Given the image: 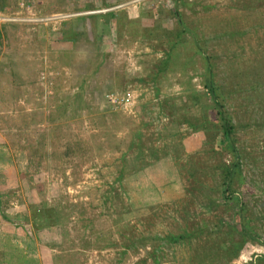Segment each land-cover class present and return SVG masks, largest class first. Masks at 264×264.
<instances>
[{
	"label": "rangeland",
	"instance_id": "374dc122",
	"mask_svg": "<svg viewBox=\"0 0 264 264\" xmlns=\"http://www.w3.org/2000/svg\"><path fill=\"white\" fill-rule=\"evenodd\" d=\"M135 2L0 0V264H264V0Z\"/></svg>",
	"mask_w": 264,
	"mask_h": 264
},
{
	"label": "crops",
	"instance_id": "0c3cea01",
	"mask_svg": "<svg viewBox=\"0 0 264 264\" xmlns=\"http://www.w3.org/2000/svg\"><path fill=\"white\" fill-rule=\"evenodd\" d=\"M135 1H137V0H135ZM139 1V3L138 2H135V3H132L131 5H129L128 6V8H127V17L128 18H131L132 16H135V15H137V12H138V9H140V4L143 2H148L149 0H138ZM141 1V2H140ZM141 6H143V4L141 5ZM147 18V17H146ZM93 19H96V23L98 24V23H101L102 24V22L106 19V18H93ZM79 21H80V19H79ZM100 24V25H101ZM116 28V27H115ZM99 30H100V28H99ZM118 30H116V35H119V36H121L122 37V34H119L118 32H117ZM100 33H101V37H102V42H105V39H104V36H106V33H105V30L104 31H102L101 32V30H100ZM110 33V32H109ZM111 35V34H110ZM128 39H129V36L127 37ZM113 39V38H112ZM117 39V38H116ZM115 39V40H116ZM132 40V39H131ZM135 41H137L136 39H135ZM139 41V40H138ZM140 42H142V39H140ZM142 44V43H141ZM140 47H142V46H140ZM127 51V50H126ZM142 51V50H141ZM140 51V52H141ZM128 53H130L131 55H132V53L130 52V49L128 50ZM128 69H130L129 67H127ZM128 69H126V71L128 72ZM127 84V86H126V90L124 89V91L123 92H118V91H115V90H112V91H110V92H107L106 94H108V93H116V95L119 97V98H121L122 99V103L121 104H124V105H126V104H128L129 102H134V98L136 97V90H134L133 88H136V87H134V86H132V83L131 82H127L126 83ZM140 87V85L138 84L137 85V89H139L140 91H142L143 89H146V88H139ZM105 94V95H106ZM107 99V98H106ZM155 165V164H154Z\"/></svg>",
	"mask_w": 264,
	"mask_h": 264
},
{
	"label": "trees",
	"instance_id": "16d2710c",
	"mask_svg": "<svg viewBox=\"0 0 264 264\" xmlns=\"http://www.w3.org/2000/svg\"><path fill=\"white\" fill-rule=\"evenodd\" d=\"M175 34H176L175 37H178L180 35V31H178V32L176 31ZM171 45H173V44H171ZM202 56H203V54H202ZM204 59H205V62L207 64L206 58H204ZM166 63H167V60H163L162 65L159 67V70H161L164 67V65H166ZM209 69H210L209 66H207L208 72H209ZM208 76H207V79H209ZM209 85H210V87H208L207 90H206L207 92H205L207 94L212 93V89H213L212 88V85L211 84H209ZM214 97L216 98V100L214 102V105L217 107V111L216 112L218 113L219 117L221 118L220 126H221V128L223 130L222 131L223 132L222 138H223L224 141H229L231 139V131L233 130V126H232L229 118L225 114H223L221 112V109H220V104L221 103H220V101L217 98L218 96L216 95ZM206 120L207 121H210L211 119H209V118L206 117ZM67 144H68V147H71L72 146L71 143H67ZM68 151L71 152L72 150L69 149ZM235 164L237 165L238 162H235ZM243 231L245 232V230H243Z\"/></svg>",
	"mask_w": 264,
	"mask_h": 264
},
{
	"label": "built area",
	"instance_id": "2783aa9c",
	"mask_svg": "<svg viewBox=\"0 0 264 264\" xmlns=\"http://www.w3.org/2000/svg\"><path fill=\"white\" fill-rule=\"evenodd\" d=\"M108 101H110L113 105L120 103L122 101L115 93H108L106 94Z\"/></svg>",
	"mask_w": 264,
	"mask_h": 264
}]
</instances>
